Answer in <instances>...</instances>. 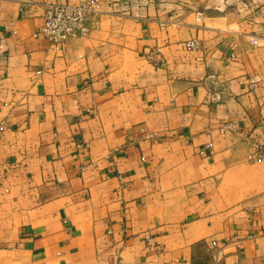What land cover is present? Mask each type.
<instances>
[{
  "label": "crops",
  "instance_id": "1",
  "mask_svg": "<svg viewBox=\"0 0 264 264\" xmlns=\"http://www.w3.org/2000/svg\"><path fill=\"white\" fill-rule=\"evenodd\" d=\"M79 1L0 0V264H264V0Z\"/></svg>",
  "mask_w": 264,
  "mask_h": 264
},
{
  "label": "built area",
  "instance_id": "2",
  "mask_svg": "<svg viewBox=\"0 0 264 264\" xmlns=\"http://www.w3.org/2000/svg\"><path fill=\"white\" fill-rule=\"evenodd\" d=\"M99 10L100 0L47 4L42 15V23L34 36L42 35L49 46L58 52L67 41L88 36L90 32L89 21L95 19ZM251 44L258 45L254 37H251ZM187 46L191 49H197L199 44L196 40H191L187 42ZM252 85L255 86L254 83ZM216 98L218 99V95ZM231 126V123L226 122L219 127V132L223 133ZM208 146L211 147V144ZM246 160L249 163L264 161V145L253 144V151L246 156Z\"/></svg>",
  "mask_w": 264,
  "mask_h": 264
}]
</instances>
